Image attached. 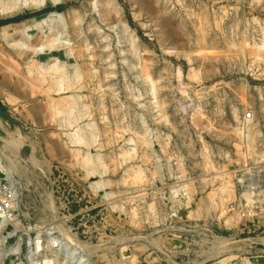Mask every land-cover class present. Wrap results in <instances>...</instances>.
<instances>
[{
    "label": "rangeland",
    "instance_id": "obj_1",
    "mask_svg": "<svg viewBox=\"0 0 264 264\" xmlns=\"http://www.w3.org/2000/svg\"><path fill=\"white\" fill-rule=\"evenodd\" d=\"M24 16L0 170L60 262L264 264V0H0Z\"/></svg>",
    "mask_w": 264,
    "mask_h": 264
},
{
    "label": "built area",
    "instance_id": "obj_2",
    "mask_svg": "<svg viewBox=\"0 0 264 264\" xmlns=\"http://www.w3.org/2000/svg\"><path fill=\"white\" fill-rule=\"evenodd\" d=\"M1 175L0 170V264H25L22 257L28 264H62L60 257L68 247L62 231L26 223L19 213L20 196L14 183Z\"/></svg>",
    "mask_w": 264,
    "mask_h": 264
},
{
    "label": "trees",
    "instance_id": "obj_3",
    "mask_svg": "<svg viewBox=\"0 0 264 264\" xmlns=\"http://www.w3.org/2000/svg\"><path fill=\"white\" fill-rule=\"evenodd\" d=\"M49 10H46L45 12H47ZM24 18H27V16H24V17H17V18H14V19H10V20H6V21H1L0 22V26H4V25H8L10 23H14V22H17L21 19H24Z\"/></svg>",
    "mask_w": 264,
    "mask_h": 264
},
{
    "label": "bare ground",
    "instance_id": "obj_4",
    "mask_svg": "<svg viewBox=\"0 0 264 264\" xmlns=\"http://www.w3.org/2000/svg\"><path fill=\"white\" fill-rule=\"evenodd\" d=\"M42 5L44 4V1L41 3ZM26 6V5H25ZM28 7V6H27ZM58 63V62H57ZM57 63H56V65H57ZM3 92V91H2ZM1 93V92H0ZM1 94H3V93H1ZM5 96H7V95H5ZM8 98V97H7ZM6 100V99H5ZM8 102H11L10 101V99L8 98V100H7ZM14 103H15V101H13ZM12 103V102H11ZM12 105H13V103H12ZM14 106V105H13ZM81 139H79L78 141H80ZM6 145V144H5ZM10 146V145H9ZM7 148V147H6Z\"/></svg>",
    "mask_w": 264,
    "mask_h": 264
}]
</instances>
